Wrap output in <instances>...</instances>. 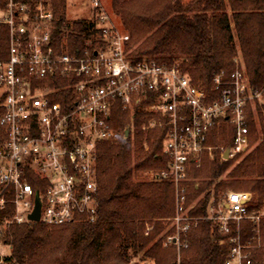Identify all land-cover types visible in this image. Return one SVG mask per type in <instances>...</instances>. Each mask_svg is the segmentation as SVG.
<instances>
[{
    "label": "built area",
    "instance_id": "built-area-1",
    "mask_svg": "<svg viewBox=\"0 0 264 264\" xmlns=\"http://www.w3.org/2000/svg\"><path fill=\"white\" fill-rule=\"evenodd\" d=\"M86 1L96 32L77 54L69 51L67 36L60 45L54 39V0L0 3V22L9 30V55L0 60V211L12 208L0 230L34 222L29 216L37 194L40 222L50 227L97 220L99 143L119 138L113 120L120 106L145 113V130L167 128L169 162L156 177L176 188L175 233L165 246L180 251L188 246L183 236L203 219L191 215L194 206L187 203L191 165L200 164L209 132L222 119L235 126L230 156L252 151L247 104L262 101L264 90L250 85L241 55L232 73L215 76V98L177 65L136 61L130 34L114 23L103 0ZM252 199L230 191L210 206L207 219L229 247L223 264H254L253 237L243 225L250 222L260 238L264 208L250 210Z\"/></svg>",
    "mask_w": 264,
    "mask_h": 264
},
{
    "label": "trees",
    "instance_id": "trees-1",
    "mask_svg": "<svg viewBox=\"0 0 264 264\" xmlns=\"http://www.w3.org/2000/svg\"><path fill=\"white\" fill-rule=\"evenodd\" d=\"M111 8L130 34L136 61L177 65L215 98V76L232 73L241 55L250 85L264 90V0H111ZM54 9L55 41L60 45L67 36L69 51L79 53L93 41L94 24L86 18L69 22L67 0H54ZM8 38V27L0 22V60L8 58ZM145 115L114 109L119 138L100 142L98 149L97 220L52 227L40 221L9 224L0 230L1 246L10 248L0 264H140L134 262L139 256L145 264L224 263L229 247L219 243L224 236L207 217L228 189L252 193L250 210L264 208V99L247 104L253 148L243 160L233 166L239 157L222 159L236 136L235 126L222 119L209 132L201 163L191 165L187 203L194 206L191 215L203 219L183 236L188 246L181 252L175 244L165 246L175 233L176 188L156 177L169 162L163 152L167 128L145 130ZM148 171L152 178L144 180ZM11 214V207L0 211V225ZM243 228L253 237V263L264 264V217L260 238L250 222Z\"/></svg>",
    "mask_w": 264,
    "mask_h": 264
},
{
    "label": "rangeland",
    "instance_id": "rangeland-1",
    "mask_svg": "<svg viewBox=\"0 0 264 264\" xmlns=\"http://www.w3.org/2000/svg\"><path fill=\"white\" fill-rule=\"evenodd\" d=\"M103 3H104V6L108 9V11H109V13L111 15V18L114 21V23L117 24L121 29L124 30L123 24H121L119 17H117V15L114 13L113 8H111V0H103ZM87 4H88V2L86 0H67V9H68L67 10V19H68V21L69 22H72V21L77 20L79 18L89 19L90 18V13H89V8H88V5ZM126 135H128V134L126 133ZM252 148H253V146H252ZM220 150L222 152L224 151L223 148H220ZM227 150H229V149H225L224 153L222 154V159H225L224 158V155L227 152ZM249 153H247L245 155L237 156L239 158L233 164V166H235L237 163H239L241 160H243L245 158V156L248 155ZM229 158H234V157L229 156ZM229 158L228 159H225V160H229ZM152 174H153L152 172L148 171V173H146V174L144 173L143 174L142 178L144 180H148V179L152 178ZM227 175L228 174H226L224 176V178H226ZM230 191H233V190L232 189H228L226 193H228ZM247 193H249L253 197V194L252 193H250V192H247ZM9 249L10 248L4 246V247L1 248L0 251H1L2 254L7 255V254H9ZM180 252H179L178 258L180 257ZM134 262H139L140 264H145L141 260V256L136 257L134 259Z\"/></svg>",
    "mask_w": 264,
    "mask_h": 264
},
{
    "label": "water",
    "instance_id": "water-1",
    "mask_svg": "<svg viewBox=\"0 0 264 264\" xmlns=\"http://www.w3.org/2000/svg\"><path fill=\"white\" fill-rule=\"evenodd\" d=\"M128 134V132H127ZM230 156V150H227V152L224 155L225 159H228ZM40 215H41V204H40V200H39V195L37 194L36 197V208L34 210V212L32 214H30L29 219L36 222V221H40ZM2 262V255H0V263Z\"/></svg>",
    "mask_w": 264,
    "mask_h": 264
}]
</instances>
